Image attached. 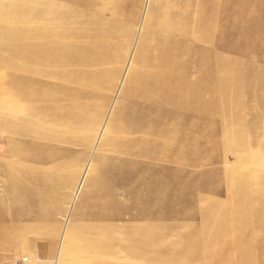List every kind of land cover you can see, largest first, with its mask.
<instances>
[{
  "label": "rangeland",
  "instance_id": "obj_1",
  "mask_svg": "<svg viewBox=\"0 0 264 264\" xmlns=\"http://www.w3.org/2000/svg\"><path fill=\"white\" fill-rule=\"evenodd\" d=\"M4 1L10 3L11 0ZM25 1L29 3L31 0ZM105 1L33 2L39 13H51L50 19L40 23V26L47 28L51 36L48 39L44 35L43 46L53 43V48L62 52L66 58L57 69L55 68L56 72L61 73L60 77L50 82V86L47 83L48 86L43 88L46 86L44 83L45 85L40 87L42 93L47 91L48 96L43 93L45 97L36 105L33 101L30 102L36 108L25 110L26 106L24 108L20 103L21 94L18 90V85L23 82L21 76L19 81L18 77L11 78L0 64V126L10 121L9 111L15 108L16 114L19 115L17 124L23 123L25 126L23 128L21 125L19 130L27 128V134L0 131V264H60L66 254L73 253V249L85 241V236L79 233L80 228H85V233L96 232L97 224L72 218V214L81 203L80 208L85 211L90 208L92 202L94 204L90 194L96 187H93L94 184H107L104 171L121 167L122 160L115 155L117 154L115 149L126 144V141L118 140L121 131L113 130L110 134L108 132L106 136L112 138V142L103 149L101 137L105 134L111 115L119 121L124 120L126 115L123 110L129 103L137 101L133 105L138 108L136 104L140 101L133 100L132 96L141 93L147 83L157 86L170 84L177 91L178 88L184 87L193 90L179 98H169L168 104L174 106L178 104L182 107L181 111L175 112L172 117L175 122L174 128L188 130L185 135L187 142L192 136L199 137L201 134V143L191 140L184 144V137L177 131L173 138L170 137V141L173 142L170 148H156V151L145 152L143 143H136L137 145L133 146L134 158L128 157L126 160L128 167H136L138 177L143 174V170L140 172L143 162L136 158L142 157L144 163L157 160L159 164L156 170H148L152 176H156L153 181L156 180L155 183L160 184L156 195L154 194V197L150 195L151 186L145 184L146 180L139 188L145 193L143 204L147 229L142 232L134 226L131 227L133 230L129 228V223H134V218L137 217L135 210L128 213L120 210L123 219L129 220L127 222L119 220L113 226L109 224V220L103 219L102 224L109 230L112 229V233L123 237L124 241H114L109 245L113 254L115 252L113 257L96 254L95 259H88V262L84 263L240 264L244 259L242 256L244 250L234 247V250L227 254L226 245L244 241L247 244L253 240L254 230L250 233L247 218L237 219L233 214H227L225 217L223 212L225 207L232 204L229 195L233 186L228 185L229 181L238 183L241 173L248 172L246 179L255 184L259 172H263L264 176V105H261L264 103V91L253 90L264 87V73L255 70L254 74L247 76L244 67L250 59L251 66L257 69L264 66V0H221V3L228 2L227 16L225 17L226 11L223 13L222 6L215 3L212 8L216 11L217 17L213 21L212 30L206 29L208 32L202 30L203 25L199 19L187 18L182 27L187 26L186 29L192 33L191 35L188 33L185 39L178 31L173 30L177 23L176 11L169 10L168 5L172 3L176 8L183 7L184 10L197 13L199 11L197 2L194 5H186V0H160L155 5L160 11L154 12L153 17H150L153 0H127L126 6L122 5L121 0H112L111 4H109L111 0H107V5L104 4ZM197 1L200 3V0ZM119 7L121 8L119 12L124 16L122 15L120 21L114 19L111 21L113 11L116 12ZM209 14L210 10L202 12L203 16ZM167 20L172 21L170 24L172 30L167 31V40L163 41L152 21L162 24ZM61 25H66L76 32L77 37L71 44L60 38ZM225 27L228 30L223 34ZM182 38L186 44L179 55V48L172 45V42ZM74 41H79L84 46L76 49ZM98 45H100L98 49L91 48ZM118 47H121V53L127 57L124 58L121 69H114L112 67H115V64L123 61L122 56L115 53ZM13 49L17 63L24 67L34 65L36 60L33 44L19 43ZM20 50L24 51L19 52ZM208 52H212V55L223 61L232 59V66L235 64L236 69L227 71L226 64L223 77L208 76L212 68L219 70L215 66L212 68L204 66L210 56ZM85 56H88L90 61L88 63L80 61L81 65L77 67L75 63L79 62L80 57ZM101 56L104 58L103 62L99 60ZM188 62L194 66L190 81L183 82L178 78V81L167 84L166 80L170 73L173 76L181 75L188 68L185 65ZM175 63H179L178 71L171 69ZM68 64L70 68L64 78L63 71ZM166 64L169 66L167 73L164 74L162 66ZM146 65H149L150 70H156L154 76L150 77V70L145 68ZM97 67H102L101 75L94 71ZM94 75L100 76V82L93 78ZM243 75L248 77L246 82L240 80ZM146 76L150 77L148 82L141 80ZM218 79L226 82L229 80L235 85V89L232 91L231 88L227 90L221 87L215 90L217 99L210 107L201 105L191 109L189 105L188 109H183L191 102L198 101L199 93L194 91L195 85L204 86ZM248 91L251 93L247 96L245 94H248ZM59 93L63 97L59 96ZM160 94V91L152 94L150 96L152 102H155ZM201 96L207 98L209 92L203 91ZM118 97L125 101L121 110L116 109L118 103L115 102ZM47 104L52 105L49 107ZM220 106H227L230 112H226L227 109L222 110ZM65 107L70 111V116L66 120L72 121L75 126L67 130L61 128L65 130L62 131L58 128L62 122H66L62 121L64 117L55 115L50 118L45 115H48L51 109L62 112ZM259 111L262 113L258 114ZM233 112L236 117L231 122H226L227 115ZM43 116L45 119H41ZM201 116L205 119L203 123L199 124L198 121L183 123L185 119L195 120ZM87 119L90 123L85 122ZM254 125L263 127L255 136L252 129H249H255ZM128 126L129 123H125L114 127L125 130ZM110 128L108 125L107 130L110 131ZM29 132L44 136L37 141L32 140L30 138L32 134H28ZM69 138L76 140L73 141L74 145H68ZM178 151L179 159L174 156V161H167V156ZM227 151L229 153L225 154ZM30 155L38 156L37 160ZM97 155L106 158L104 161L99 160L100 157L95 158ZM221 155L227 158H222ZM186 158L189 160L187 165ZM194 158L199 160L197 162L200 164L194 162ZM7 163L11 165L6 167ZM168 165L173 168L171 172L165 171ZM117 175L118 179L114 181L115 188L113 187L118 191L117 198L126 203L131 202L127 194L128 188L133 185L131 180L126 178L127 184L122 186V176L118 173ZM16 179L18 183H14ZM234 188L236 189L235 186ZM16 190L23 191L19 194ZM14 191L20 196H15ZM13 194L21 201L16 198L14 201ZM83 195L87 196L81 201ZM151 199L154 200L150 202ZM105 204L104 201H99L97 205L101 208ZM106 208V214L110 216L118 211L116 207L113 210ZM98 215L99 213H94L92 217ZM72 228L74 230L71 232ZM156 238L162 241L159 247L155 246L159 242L155 240ZM101 241L110 242L109 235L99 237L97 242ZM255 243H259L258 238H255ZM253 252H256V249ZM69 260L66 264L82 263L83 259L73 256Z\"/></svg>",
  "mask_w": 264,
  "mask_h": 264
},
{
  "label": "bare ground",
  "instance_id": "obj_2",
  "mask_svg": "<svg viewBox=\"0 0 264 264\" xmlns=\"http://www.w3.org/2000/svg\"><path fill=\"white\" fill-rule=\"evenodd\" d=\"M35 1L36 0H31L29 3H27L25 0H11L10 3H7L8 1L6 2L4 0H0V64L3 67V69L7 71V73L10 75L11 78H14V77L17 78L18 77V81H19V79H20L19 77L21 76V79L23 80V82H21L20 85H18V90H19V93L21 94L20 103L22 104V106L24 108L26 106L25 110H31V108H36L33 103H35V105L37 103H41L42 99H43L42 97H45V96H43V93L46 95V97L48 96L47 91H44L42 93V90L40 87H41V85L43 86L44 83H46V86H43V88L47 87L50 82H53V81H55L54 79H58L60 77L61 73L56 72L55 68L57 69L60 66V64L64 61V59H66L65 57H63L62 52L56 51L53 48V43L50 42L48 45H46V47L43 46L44 43H42V39H43L44 35H46V37L48 39L51 38V36H50V33L47 30V28L40 26V23L45 22L48 19H50L49 14H51V13H49V12L48 13H39V9H37V6L35 4H33V2H35ZM106 1L104 2L105 5L108 4V2L106 4ZM121 1L124 3V4L122 3V5H124V6L127 5V0H121ZM220 1L221 0H200V3H199L197 0H186V2H187L186 5H190V4L194 5L196 2L199 4L197 6L199 9V11L197 13L195 11L189 12L188 10H184L183 7H177L176 8L174 6V4L170 3L168 5V9L176 11L175 21L177 23H176V28H173V30L178 31L179 34L183 35L184 39H185V37H187L188 33L191 35L192 32H190V31H188V29H186L187 26L182 27L185 25L184 20H186L187 18L199 19L203 25V28H204V29L202 28V30L205 32H208V30H206V29L212 30V28L214 27L213 21L217 17L216 11H214V8H212V6L215 3H218L222 6L223 13L226 11L225 17L227 16V13H228L226 10L227 9L226 6L228 5V2L226 1L225 3H221ZM4 2H6V3H4ZM158 2H160V0H153L152 1V5H151L152 11H151L150 17H153L154 12L158 13L160 11V9L158 7H155V5ZM111 3H112V0L109 2V4H111ZM122 5H120V6L122 7ZM120 10H121V8L119 10H117L116 12L113 11L114 16L111 19V21L113 19H114V21L115 20L120 21V19L122 18V15H123V13L119 12ZM207 10H210L211 14H209L207 16H203L202 12H206ZM171 23H172V21H169V20H167L166 23H162V24H158V23H155L152 21V25H154L155 30H157L158 33L161 34V39L163 41L167 40L166 39L167 31L172 30V28L170 27ZM227 27H228V25H227ZM227 27H225L223 34H226V32L228 30ZM59 28L61 29L60 38L69 41L70 44L77 37L76 32L73 29L67 27L66 25H61ZM179 28H182V29L179 30ZM101 36L104 38L106 37L104 35H101ZM184 39L182 38L181 40H173V42H172V45H176L177 46L176 48H179V52H180L179 55L182 54V51H183L184 46L186 44ZM74 42H76L74 45H76L77 47H74V46L73 47L76 49H79L80 47L84 46V44L79 42V41H74ZM19 43H22L24 45L25 44L26 45L27 44H33L35 46L34 58L36 61H35L34 65L31 64L30 66L26 65L27 67H24L23 65L17 63L15 56H14V55H16L15 49H13V48L18 46ZM70 44H69V46H70ZM99 46L100 45L92 46L91 48L94 47L95 49H98ZM91 48H88V49H91ZM22 51H24V50H22ZM22 51L20 50L19 52H22ZM115 53L118 54L119 56H122L123 61L118 63V64H115V67H112V66L111 67L114 69L115 68L121 69V67L123 66V62L125 60L124 58H126L127 55L124 53L123 54L121 53V47L116 48ZM176 53H177V50H176ZM209 54H210V56L208 57L204 66L206 68H208L209 66H211V68L213 66H215L219 70H216L214 68H212V70L210 69L211 71L208 72V76L216 75L217 78L223 77V75H224L223 69L225 68L226 64H228V66H226L227 71L231 72V69L232 70L236 69L235 64L232 66V64H233L232 59L228 58L225 61H223L221 59L216 58L215 55H212L213 54L212 52H208V55ZM99 60L101 62H103L104 61L103 56H101ZM80 61H84V62L88 63L90 61V59L88 56L80 57L79 62L75 63V65H77V67H79L81 65ZM69 65L70 64H68L67 67L65 68V70L63 71L64 78L67 76V73H68L67 71H69V68H70ZM185 65L188 68H186L181 75L179 74L178 76H173L172 73H170V75L168 76V78L166 80V83L169 84V82H173L176 80L178 81L180 78L182 79L183 82L184 81L185 82L190 81L189 79H190L191 74L194 71V68H193L194 66L190 65V62L185 63ZM168 66H169L168 64H166L165 66H162V68L164 69L162 73H164V74L167 73ZM178 67H179V63H175L174 65L171 66V69L178 71L179 70ZM182 67H180V68H182ZM244 67L246 69L247 76L254 74L255 70L264 73V66H260V68H258V69L256 67L251 66V59L248 60L244 64ZM145 68L150 70L149 65H146ZM94 71H97L98 75H101V73L103 72V69H102V67H97L96 69H94ZM155 72H156V70H154V71L150 70V77L154 76V74H156ZM99 77L97 75H94L93 78H96V80H98L100 82ZM150 77L148 76V78H147V76H146L145 78H142L141 80L148 82ZM126 78L127 77H125V80H126ZM247 78L248 77H244V75H243L240 77V80L242 82L243 81L246 82ZM49 86H50V84H49ZM54 86H55V83H54ZM63 87L65 88L66 86H63ZM221 87H225L227 90H229L231 88L232 91L235 89V85H232V83L229 82V80L226 82L224 80L218 79L217 81H213L212 83H208L207 85H204V86L202 84H199V86L195 85L194 91L196 90L199 93V97H198L199 99H198V101L191 102L190 104H188V106H184L183 109L184 110L188 109L189 105H190L191 109L195 108L196 106L199 107L201 105H204L205 107H210L211 105H214L216 102V99H217L215 90H217ZM64 88H63V90H64ZM67 88H68V85H67L66 89ZM45 89H48V88H45ZM253 90L257 91V92L258 91H264V87H258L257 89H253ZM157 91L161 92V94H160L161 96L159 95L160 97L155 99V102H152V98L150 99V96L152 94L156 93ZM203 91L209 92V96L207 98L201 96ZM191 92H193L192 89L188 90L185 87L184 88H178V91H177V90H174V87L171 86L170 84L167 86H166V84H162L160 86H157L155 84L147 83V86L141 91V93L132 96L133 100L137 99L138 101H140L139 104H136L138 106V108L135 105H133V103H135L137 101L131 102V103H129V106H126L125 109L123 110L125 115H126V118L124 120L119 121V120L115 119L114 116L113 117H112V115L110 116V119L107 122L108 123L107 126L110 125L111 128L109 129L110 131H108L107 126H106L105 134L102 137L100 135L101 145H102V149H103L105 145L110 144L112 142V138L106 136V134L108 132L110 134L113 130H120L121 131L119 136H118V140H124V141H126V144H125V146L120 145L117 149H115L116 150L115 152L117 153L115 155L118 156V158H120L122 160L121 167L116 168L115 170H112V171H107V172L104 171L103 175L105 176V178L107 180V184H105V183H101V184H97V185L94 184L93 187L94 186H96V187L93 189V192L90 194L93 198L94 204L92 202L90 204V208L87 211H85L84 209L82 210V208H80L82 206V203H81V204H79L77 211L74 214H72V218L75 217V219L78 218L82 221H83V219L87 220V221H92V224H97V228H96V232L94 234L91 233L90 231L85 233L86 232L85 228H80L79 233L81 235L85 236L84 237L85 241H83L78 248H74L72 251L73 253H70V255L66 254L64 256L65 259L62 262H60V264L68 263L70 261L69 260L70 257H73V256H78V257H81V259H83L82 263H75V264H86L84 262H88V259H95L96 254L97 255L102 254L103 256L109 255V257H113L115 252L113 254V251L109 248V245L112 244L114 241L122 242V241H124V238L120 237L115 232L112 233V229L109 230L107 227H105V225L102 224V222H104L103 219H107V220H109V224L111 226H113V224L115 225V223H118L119 220H121V221L125 220L121 216L120 210L121 211L123 210L126 213L135 210L137 217L134 218L135 219L134 223L129 221L130 222L129 223L130 229H131V227L133 228V226L136 227L138 230L140 229L142 232L145 229H147V225L145 224V220H146L145 218H147V217H146V212H145V206L143 204V202H145V199H144L145 193L143 191L141 192L139 190V188H140L142 182L146 180L145 184L148 183L151 186V192H150L151 196H153L155 194V192L158 191L157 187L160 184H158V183L156 184L155 183L156 180L153 181L156 178V176H154V175L152 176L148 170L149 169L156 170V168L159 166V164L157 163V160H150L149 162L144 163L143 159H141L142 157L136 158V160L143 162V167H142V169H140V172L143 170L142 171L143 174H142V176L138 177L136 175L138 170L135 169L136 167H128V162H127L126 158H128V157L134 158L132 148L134 145H137L136 143H140V144L143 143L144 144L143 151H145V152L146 151H148V152L156 151V148H158V149L170 148L171 145H173V142L170 141V137L173 138V134L177 131H180V135H182L184 137L183 138L184 144L191 142V140H192V142L196 141L198 144L201 143L200 142L201 134L199 137H196L197 135L192 136V138L187 142V136H185V135L188 133V130L187 129L180 130L178 128H174L175 122H174V120H172V117H173L175 112L181 111L182 107L178 106V104H175L177 106L168 104V102L170 100L169 98H172V97L179 98V97L183 96L184 94H187V93L190 94ZM250 93L251 92L248 91V94H245V95L248 96ZM66 94L63 93V95H66ZM70 94H71V92H69V95ZM55 95L57 96V94H55ZM145 95H147V96H145ZM59 96L63 97L61 94ZM44 99L46 100V98H44ZM47 99H49V98H47ZM52 99L55 100V98H53V97H52ZM243 99H245V98H243ZM32 101H33V103H30ZM225 101L223 102L224 105H225ZM240 101H241V99L238 101V104L240 103ZM166 102H167V104H166ZM49 103H50V101H49ZM53 103H55V102H53ZM115 103H118V106H116L117 110H121L122 105H125V101L121 100V98H119V97L116 99ZM52 104H49V105L47 104V105L50 107V105H52ZM261 105H264V103H262ZM51 107L54 108L53 106H51ZM56 107H58V106H56ZM220 107L222 108V110L227 109L226 112H230V110H228L227 106H220ZM37 108H38V105H37ZM16 110L17 109L14 108V109H11L9 111L10 121L6 124L1 125L0 131H4L6 133H7V131L26 133L27 128L19 130V127H21V125L23 128H25V126L23 123L17 124L16 121L19 120V118H18L19 115L16 114ZM261 113H262L261 111L258 112V114H261ZM55 115H59L60 117H64V119H62V121H63V120H66L69 118L70 111L66 107L64 110H62V112H57V109H53V110L51 109L50 113L48 115L46 114L45 116L51 118ZM45 116H43V118H41V117L40 118L45 119ZM166 116H168V118H165ZM227 116L228 117L225 119L226 122H231L233 120V118L236 117V114H235V112H233ZM96 118H98V117H96ZM197 121L200 124V123H203L205 121V119L203 116H201L199 119H195V120L194 119L193 120L185 119L183 121V123H185V122L197 123ZM85 122L90 123V120L87 119ZM105 122H106V120H105ZM125 123H129V126L125 130H123L122 128H115L114 127V126L119 127L120 125L122 126ZM72 126H75V125H73L72 121L66 120V122L64 121L60 124V127L58 129L64 128L65 130H67ZM254 126H255L256 130L253 128H249V127H247V128L252 129L254 136H255V135H258L260 133V130L263 129V127L256 126V125H254ZM195 128L197 129L198 127L196 126ZM64 129H61V130L63 131ZM256 131H257V133H256ZM30 133L32 134V136H30V138L32 140H36V141L38 139L42 138V136H44V134L42 135V134H37L34 132H29L28 134H30ZM73 141H76V140H74V138L67 139L68 145H71V146L74 145L75 142H73ZM201 141H203V140H201ZM179 153H180L179 151L176 154L171 153L169 156L166 157L168 159L167 161H174L175 158H178L180 156ZM228 153H229V151H227V153H225V154H228ZM32 155H30V157ZM174 156H175V158H174ZM32 157H34L33 158L34 160H37V158H38V156L37 157L32 156ZM97 157H100L98 159L103 160V161L106 158L105 156L102 157V155H97L95 158H97ZM221 157L225 158L226 156L223 157L221 155ZM183 158H184V156H183ZM185 160H186L185 165H187L189 160L187 158ZM197 161H199V160L194 158V162H197ZM197 163L200 164V162H197ZM10 165H11L10 163H7L5 166L8 167ZM165 168H166L165 171H167V172H171V169H173L172 166H170V165L166 166ZM117 173L122 176V178H121L122 179V182H121L122 186H125L127 184L126 178L130 179L131 183L133 184L132 186H130L128 188V191H127V194L130 196L131 202L126 203L122 199L117 198V192L118 191L114 189L115 188L114 187V181H116L118 179ZM247 173L248 172L241 173L240 182H238V183L232 182V181L228 182L229 186L230 185L233 186L231 188L232 193L229 195V197H231L232 204L229 205L228 207L224 208L223 216H225L227 214H230V215L233 214L234 216L237 217V219H241L242 217L247 218V227L250 230V233H251V231L254 230L253 231L254 236H253V240L249 241L247 244L244 241V242H241L239 244L237 242L236 243L233 242L234 243L233 245H226L227 246L226 248L228 249L227 254L229 253V251L230 252L233 251L234 247H235V249H236V247H238L241 250H244V254L241 253L242 256L244 257V259H242L240 264H264V176L262 175L263 172H259V175H256L257 179H256L255 184H252V183H250V181H248L246 179ZM89 174L92 175L91 172ZM17 180L18 179H16V182H14V183H18ZM167 180H168V178H167ZM234 186L236 187V189L234 188ZM22 191L18 192L16 190V192L19 194ZM14 194H15V191H14ZM14 194H13V196H14ZM16 195L17 194H15V196ZM15 196L13 197L14 201H16L15 198L17 199V197H15ZM39 196L40 195H38V197ZM86 196L83 195L80 198V200L82 198H85ZM34 197H36V196H34ZM19 199L20 198H18L17 200H19ZM152 200H154V199H151L150 202ZM19 201H21V200H19ZM99 201H104V203H106L105 206H102L101 208L98 207L97 204ZM18 203L16 205H18ZM169 205H171V204H169ZM106 207L112 208V210H113V208L116 207L118 211L115 215L110 216V215L106 214V210H107ZM154 212L155 211H153V215H154ZM94 213H99V215L97 217L93 218L92 214H94ZM225 217H227V216H225ZM128 220H125V222H127ZM245 227H246V225H245ZM73 230L74 229L72 228L70 231L72 232ZM131 230H133V229H131ZM85 234H87L88 236H86ZM105 235H109L110 242H108V241L97 242L99 237H101V236L105 237ZM255 238L259 239L258 244L255 243ZM153 239H154V237H153ZM155 240L159 241L160 239L156 238ZM260 240H262V241H260ZM141 241H144V240H141ZM230 242H231V240H230ZM143 244L144 243H141V245H143ZM156 244L157 245H155V246L159 247L160 244L162 245V241H159ZM255 249H256V252H253ZM179 261L181 262V260H179Z\"/></svg>",
  "mask_w": 264,
  "mask_h": 264
}]
</instances>
